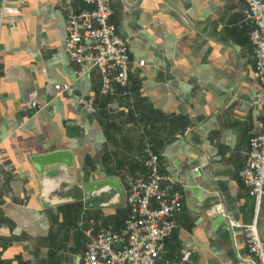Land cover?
Wrapping results in <instances>:
<instances>
[{
    "label": "crops",
    "instance_id": "crops-1",
    "mask_svg": "<svg viewBox=\"0 0 264 264\" xmlns=\"http://www.w3.org/2000/svg\"><path fill=\"white\" fill-rule=\"evenodd\" d=\"M6 4L18 13L0 24V149L12 167L1 175L0 264H80L87 239L100 226L118 229L127 214L114 191L86 196L81 185L115 177L125 195L143 171L144 143L181 194L157 264L184 251L189 260L179 264H254L241 227L229 224L254 218L264 239V194L255 206L238 176L264 123L243 1L110 0L131 61L126 96L117 86L99 94L97 71L75 75L64 54V7L88 8L82 0ZM55 83H70L95 112L69 93L55 96ZM32 90L35 111L24 106ZM57 149L71 152L73 174L48 171L40 182L30 157ZM215 201L224 214L208 216Z\"/></svg>",
    "mask_w": 264,
    "mask_h": 264
},
{
    "label": "built area",
    "instance_id": "built-area-1",
    "mask_svg": "<svg viewBox=\"0 0 264 264\" xmlns=\"http://www.w3.org/2000/svg\"><path fill=\"white\" fill-rule=\"evenodd\" d=\"M0 0V24L4 18L18 13V8ZM88 8L74 10L64 7L65 39L63 51L67 60L75 65L74 74L96 70L99 77L98 92L101 95L119 87L122 96L128 95V57L126 40L115 32L109 21L112 12L110 0H82ZM245 8L242 20L248 25V39L253 59L255 76L264 93V0H242ZM138 66L143 64L140 59ZM69 93L75 96L77 104L88 114L95 112L94 104L87 98L75 94L70 83H55L53 94ZM259 102L255 97L253 104ZM26 108L37 110L36 92L27 94ZM263 131L248 139V149L242 166L238 170L241 183L253 197L255 206L264 194V123ZM143 171L129 180L124 195L127 214L121 226H100L93 237L84 245L80 264H157L164 241L175 227V216L181 211V194L176 187L177 180L161 171L157 154L149 143L142 146ZM11 164L4 159L0 149V188L2 173L10 172ZM208 216L223 215L220 201L206 209ZM91 223V221H90ZM231 226H240L244 243L254 264H264V239L256 229L255 220L239 224L229 219ZM91 230L89 227L85 232ZM190 251H184L179 264L189 260Z\"/></svg>",
    "mask_w": 264,
    "mask_h": 264
},
{
    "label": "water",
    "instance_id": "water-1",
    "mask_svg": "<svg viewBox=\"0 0 264 264\" xmlns=\"http://www.w3.org/2000/svg\"><path fill=\"white\" fill-rule=\"evenodd\" d=\"M30 162L33 166L35 174L40 182L45 180L44 175L48 171L59 170L70 175L73 174L72 154L68 149H57L46 153L35 154L30 157ZM43 189V187H41ZM83 193L87 196L93 191L102 192L107 189L114 191L117 203L121 205L124 199L123 190L115 177H107L87 181L81 185ZM45 191L42 192L41 197Z\"/></svg>",
    "mask_w": 264,
    "mask_h": 264
}]
</instances>
